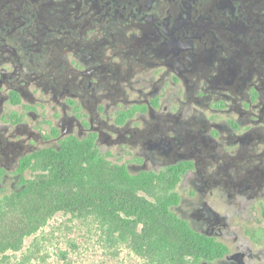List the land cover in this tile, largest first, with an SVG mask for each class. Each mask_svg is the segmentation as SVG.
Returning <instances> with one entry per match:
<instances>
[{
  "label": "flooded vegetation",
  "instance_id": "af4514ba",
  "mask_svg": "<svg viewBox=\"0 0 264 264\" xmlns=\"http://www.w3.org/2000/svg\"><path fill=\"white\" fill-rule=\"evenodd\" d=\"M73 143L178 175L202 264H264V0H0V197Z\"/></svg>",
  "mask_w": 264,
  "mask_h": 264
},
{
  "label": "trees",
  "instance_id": "16d2710c",
  "mask_svg": "<svg viewBox=\"0 0 264 264\" xmlns=\"http://www.w3.org/2000/svg\"><path fill=\"white\" fill-rule=\"evenodd\" d=\"M36 162L34 170L47 173L22 194L0 201V255L21 250L25 239L59 212L95 216L153 264H202L222 255L218 245L172 213L179 177L171 181V171L132 176L123 167L96 160L83 143L40 154Z\"/></svg>",
  "mask_w": 264,
  "mask_h": 264
},
{
  "label": "rangeland",
  "instance_id": "374dc122",
  "mask_svg": "<svg viewBox=\"0 0 264 264\" xmlns=\"http://www.w3.org/2000/svg\"><path fill=\"white\" fill-rule=\"evenodd\" d=\"M46 173L34 170L31 181ZM5 199L0 197V201ZM118 235H112L108 226L93 215L59 212L27 237L21 250L0 255V264H153L120 241Z\"/></svg>",
  "mask_w": 264,
  "mask_h": 264
}]
</instances>
